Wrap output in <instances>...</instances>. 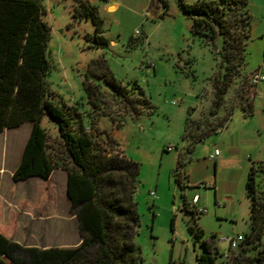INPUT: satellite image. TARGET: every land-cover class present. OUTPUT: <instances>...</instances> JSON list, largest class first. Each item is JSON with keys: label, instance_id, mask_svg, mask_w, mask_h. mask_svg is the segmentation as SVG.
<instances>
[{"label": "rangeland", "instance_id": "obj_1", "mask_svg": "<svg viewBox=\"0 0 264 264\" xmlns=\"http://www.w3.org/2000/svg\"><path fill=\"white\" fill-rule=\"evenodd\" d=\"M86 1L97 6L110 45L104 49L94 45L92 21L75 16L79 0H43L48 10L44 17L52 27L49 45L52 68L47 79L56 100L78 110L75 127L82 121L88 124L91 119L99 133L111 134L110 126L120 127L127 122L117 134L124 150L115 139L118 144L110 152L116 154L120 150L140 166L136 202L141 225L136 242L141 247L144 264H197L196 256L205 252L204 242L222 253L227 251L228 243L220 242L219 238L248 232L249 205L243 202L237 208V217L231 218L228 216L231 207L222 200L225 187L217 191L202 183L190 191H201L200 207L206 212L195 215L186 212L182 205L188 189L178 186L173 175L187 117L183 101L189 102L197 91L203 92L214 82L220 69L217 49L192 35L191 20L183 13L180 0H112L117 7L111 10L100 0ZM183 1L193 4L199 0ZM164 2L168 4L165 15ZM249 9L253 24L264 27V0H250ZM216 44H221L220 38ZM263 57L264 43L256 37L249 42L246 64L232 84L249 90L251 69ZM108 70L133 95L151 102L150 107L143 108L141 119H132L131 110L113 97V89L104 78ZM86 77L101 84L103 93L98 98V108L87 100L83 87ZM194 111L190 110L188 119V146L199 134L216 128L222 121L221 117L212 116L208 106L203 105L191 116ZM42 125L49 132L51 155L65 170L63 164L69 165L70 161L49 115H45ZM31 126L27 122L12 128L0 135V143L24 136ZM98 135L105 139L104 134ZM213 137L208 136L198 144V155L205 157L204 153L216 142ZM169 146L173 149L168 150ZM57 201L59 239L76 243L81 237L79 224L77 218L71 217L74 213L63 190L58 191ZM223 257L220 255L218 259L222 261Z\"/></svg>", "mask_w": 264, "mask_h": 264}, {"label": "trees", "instance_id": "obj_2", "mask_svg": "<svg viewBox=\"0 0 264 264\" xmlns=\"http://www.w3.org/2000/svg\"><path fill=\"white\" fill-rule=\"evenodd\" d=\"M164 3L163 15L168 10L167 2ZM248 3L249 0H199L188 4L180 0L183 13L191 20L192 35L215 46L220 57L219 73L213 82L212 115L218 113L230 85L246 64L252 20ZM46 12L43 0H0V132L30 122L32 127L13 177L47 179L61 166L49 151V132L42 125L45 115H49L70 161L62 166L68 171L66 194L77 217L82 241L67 248L26 247L0 233V264H144L141 247L136 242L141 225L136 202L139 163L120 150L111 153L118 143L109 132L99 133L95 121L89 119L88 124L82 121L75 127L78 110L56 100L47 79L52 68L49 55L52 27L45 20ZM75 16L92 21L95 27L92 39L97 48L110 45L96 5L79 0ZM104 78L113 89V97L131 110L132 119L138 118L142 108L151 106L147 98L133 95L110 70ZM83 87L89 104L98 108V98L103 93L101 84L86 77ZM215 129L194 138L188 152ZM98 134H104L105 139ZM181 167L179 159L173 175L178 186L183 187ZM245 189L250 200V231L237 249L230 250V257L221 262L218 258L224 254L204 242L205 252L196 256L197 264H264L263 163L252 164ZM183 208L194 215L201 214L186 200ZM190 230L194 231L193 227Z\"/></svg>", "mask_w": 264, "mask_h": 264}, {"label": "crops", "instance_id": "obj_3", "mask_svg": "<svg viewBox=\"0 0 264 264\" xmlns=\"http://www.w3.org/2000/svg\"><path fill=\"white\" fill-rule=\"evenodd\" d=\"M105 4L108 5V10H111V7L114 9L117 7V4L112 3V0ZM249 5L250 0L248 9ZM250 33L249 42L257 37L264 43V27L260 28L253 24L252 20ZM263 63L264 57L257 63V67ZM191 98L192 100L189 102L183 101V107L187 109L185 111L187 115L185 128L187 119L190 117V110L195 109V113L191 114L194 116L203 105L212 107L214 83L211 82L203 92L197 91ZM144 113L142 108L136 119H141ZM212 116L221 117V120L227 119L209 135H213L216 142L204 153L205 157L198 155L197 148L198 144L205 141L208 136L195 143L187 155L184 152L188 151V141L183 138L177 163L180 159L183 173L182 184L184 188L188 189L184 200L189 205H194L192 199L196 194H199L196 205L200 207L203 202L201 191L192 192L191 188L199 187L202 183L216 188L217 191L225 187L226 194L225 197L222 196V200H225L231 207L228 216L236 218L237 208L243 202L249 205L250 216V200L246 195L245 184L252 164H264V82L250 86L249 90H244L237 84H231L222 107L216 115ZM126 124L127 122L120 127L110 126L109 128L112 136L123 150V145L117 138V134ZM11 129H5L0 132V135L8 133ZM29 133L13 139L12 142L0 143V233L26 247L67 248L78 246L82 241L81 237L76 243H70L68 239L60 240V235L57 234L58 191L63 190L67 198L68 171L56 167L47 179L30 177L25 180H15L13 177L14 171L21 161ZM7 140L9 139L7 138ZM215 149H219L220 154L215 159H210L209 156ZM67 201L70 206L68 198ZM182 210L186 211L184 208ZM71 217L77 218L75 214ZM248 232L231 233L229 236L242 235L244 237ZM58 241L59 243H57ZM227 251L220 253L225 254ZM222 260H226L225 256ZM219 262L221 261L219 260Z\"/></svg>", "mask_w": 264, "mask_h": 264}, {"label": "built area", "instance_id": "obj_4", "mask_svg": "<svg viewBox=\"0 0 264 264\" xmlns=\"http://www.w3.org/2000/svg\"><path fill=\"white\" fill-rule=\"evenodd\" d=\"M264 82V63L257 67L256 69L252 70L250 75H249V85L250 86H256L260 83ZM86 130H90L89 126H86ZM173 147L169 146L168 150H172ZM220 150L215 149L212 154H210L209 158L210 159H215L217 156H219ZM152 195L155 196V192H152ZM199 200V194H196L193 199L192 203L196 206V209L198 210L199 213H204L206 212V209H203L201 207H198L196 203ZM244 240V237L242 235H234V236H229V235H223L219 238L220 242L223 243H228V251L225 252L224 256L225 259H228L230 257V250H235L238 248L239 244Z\"/></svg>", "mask_w": 264, "mask_h": 264}, {"label": "bare ground", "instance_id": "obj_5", "mask_svg": "<svg viewBox=\"0 0 264 264\" xmlns=\"http://www.w3.org/2000/svg\"><path fill=\"white\" fill-rule=\"evenodd\" d=\"M113 9H114V7H113ZM113 9H112V10H113Z\"/></svg>", "mask_w": 264, "mask_h": 264}]
</instances>
